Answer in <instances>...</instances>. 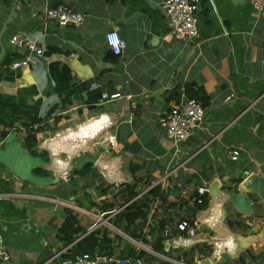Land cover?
Here are the masks:
<instances>
[{"label": "crops", "instance_id": "0c3cea01", "mask_svg": "<svg viewBox=\"0 0 264 264\" xmlns=\"http://www.w3.org/2000/svg\"><path fill=\"white\" fill-rule=\"evenodd\" d=\"M253 1L202 0L198 35L189 39L171 32L162 0H0V93L16 95L33 87L41 112L56 105L51 116H61L58 123L49 119L56 130L38 134L40 149L48 154L49 138L97 118L102 127L96 136L104 139L95 138L90 151L74 158L75 164L86 157L95 161V172L77 178L76 167L60 176L18 160L13 146L21 143L30 153L23 130L0 138V242L11 254L1 264H62L80 254L76 246L88 235L104 240V247L97 244L91 253L155 264H205L215 244L205 240L182 247L188 235L178 223L197 220L196 238L215 235L217 226L209 220L218 218L217 211L207 215L208 222L199 216L215 190L224 194L221 223L244 240L245 248L210 263L264 264V13ZM58 5L81 12L85 20L78 26L48 20L47 10ZM111 31L127 41L121 54L107 42ZM12 34L43 47L36 65L13 68L14 60L6 62L22 52L10 42ZM52 63L71 70L73 95L58 85ZM185 83L203 87L209 102L191 137L178 143L160 118L189 98L174 96ZM104 94L119 95L103 99ZM68 98L72 103L64 105ZM132 163L139 166L134 176ZM39 168L43 171L36 174ZM26 169L41 182L24 178ZM134 181L136 195L118 199L124 185ZM157 185L164 199L147 198ZM204 195L207 206L194 212V202ZM142 199L149 204L148 215L127 227L128 205ZM70 214L81 230L65 244L58 234Z\"/></svg>", "mask_w": 264, "mask_h": 264}, {"label": "built area", "instance_id": "2783aa9c", "mask_svg": "<svg viewBox=\"0 0 264 264\" xmlns=\"http://www.w3.org/2000/svg\"><path fill=\"white\" fill-rule=\"evenodd\" d=\"M202 0H162V10L168 20L171 32L178 34L180 37L192 39L198 35L197 12ZM254 8L264 13V0H254ZM48 20L58 22L61 25L78 26L85 20L84 14L73 10L67 5H58L49 8L45 14ZM116 33L120 44L119 51H115L109 41V35ZM10 42L19 48L21 55L11 63L13 68L24 66H33L37 64V56L44 52L43 47L36 41L29 40L20 34H12ZM107 42L115 54H121L127 45V41L117 31L107 33ZM119 94L110 96L104 94L103 99H113ZM205 107L201 101L195 98H186V100L174 109L160 118V124L165 128L168 137L175 142L187 141L194 130L203 120ZM234 158L238 151L230 152ZM198 202H202L201 199ZM197 220L183 221L178 223V229L185 231L188 237L197 235ZM11 254L7 247L0 242V264L10 260ZM62 264H155L153 261L143 260L141 258L124 259L111 256L106 253H83L72 258H66Z\"/></svg>", "mask_w": 264, "mask_h": 264}, {"label": "trees", "instance_id": "16d2710c", "mask_svg": "<svg viewBox=\"0 0 264 264\" xmlns=\"http://www.w3.org/2000/svg\"><path fill=\"white\" fill-rule=\"evenodd\" d=\"M14 59L16 58L10 57L6 60V62L8 63L10 61H13ZM50 71L53 76L56 71L58 77L56 81L58 85H63L66 93L69 91V94L73 95V91H75V89H71L72 75H70L71 70L69 69V67L64 65L62 70H60L58 63H52L50 66ZM65 72L69 76L68 79L64 81L63 74ZM182 93L186 94V96L189 98H195L201 101L204 106H206L209 102V96L205 93L203 87L201 86L196 87L191 83H185L181 86H178L174 96H180ZM35 95H37V92L33 87L20 89V91L17 92L16 95L0 93V138L4 139L12 131H15V129H21L25 132L24 145L29 149V152L34 156L41 155L44 160H48V154L44 150H41L39 148L40 138L38 137V134L44 133L47 129H50L52 131L56 130L57 125H55L54 127L49 126V119L52 117L53 121L57 122L61 118V116H51L53 111L55 110L54 108L56 107V105H54L45 113L41 112L42 100L41 98H35ZM96 99L97 98H94L93 101H90L88 103L94 102L96 101ZM66 103H72L71 98H68L64 102V105H67ZM110 151L114 153L115 150L112 147ZM137 167H139L137 164L132 163L131 172L133 173V176L137 173ZM34 171L36 174H39L43 171V169L39 168L35 169ZM92 172H95V169L94 163L91 161L86 162L82 167L75 168L73 170V173L80 178L85 177ZM135 187V181L133 183L124 185V189H122V191L117 194V198L120 200H127L132 198L137 193L135 191ZM149 197L150 199L156 197L164 199L163 192L158 185L154 186L148 191L147 198ZM201 200L202 202H194V212L201 208L204 209L207 206L208 200L205 195ZM145 201L146 200L143 199L137 201L135 200L130 205H128L129 208L126 210V214L128 215L126 217L127 227L134 228L133 223L136 218L148 215L149 204ZM113 205H115V203ZM80 230L81 227L77 225L75 216L73 214H70L65 219L58 235L65 244H68L75 239ZM97 244H100L101 247H104V240L94 238L93 235H88L84 240H82V242H80L76 246V248L81 247L80 254L86 253V251L91 253V249H94ZM160 248H162V245H160Z\"/></svg>", "mask_w": 264, "mask_h": 264}, {"label": "water", "instance_id": "95a60500", "mask_svg": "<svg viewBox=\"0 0 264 264\" xmlns=\"http://www.w3.org/2000/svg\"><path fill=\"white\" fill-rule=\"evenodd\" d=\"M98 119L99 118L74 130L70 129L63 130V132L60 131L57 135L53 136V138H49L44 146L45 150L49 153V159L47 161H40L39 157H35L30 153H25L21 143L19 144V147L13 146L12 149L11 147L10 149L11 151H18V154L20 155L18 156V160H20L21 158L26 159L29 162L28 164L30 165V167L39 164V166L48 168L58 175L62 174V172L72 168L73 158H75L76 156H80L83 152L90 151L93 148L92 141L97 138L96 135L99 133V131L101 130L100 128L102 127V125L98 123ZM93 126H95V128ZM53 142L60 144L57 150L51 146ZM42 144L43 143L39 144V148H42ZM62 153L65 154L64 158H61ZM49 160L50 162H48ZM89 161L92 160L86 157L81 162H78V164L75 166L76 168H80ZM98 164L103 167L105 172H107V164H104L102 161H99ZM22 171L24 173L22 174L24 178L33 180L34 182H41L39 176L33 174L32 170L29 171V169H26ZM216 192L217 190L212 193L213 198L210 200L211 205L209 202L208 207L204 211H202L199 216L202 220H204V222H208V214L217 211L216 216L218 218L211 221L209 220L211 226H217V230L215 229L217 233L210 238L186 237V239L182 243V247L193 246L197 241L204 242L205 240L211 242L212 244H215L216 247L213 250V253L210 255L212 257L205 264H211L210 261L214 262L219 255L226 252L229 253L232 257H236L238 256L239 251L245 248L244 240L237 234L233 233L231 230L227 229V227L223 226V223H221L223 221L221 216L226 214V210L221 204L224 194L221 192ZM261 193L264 197V190H261ZM230 197L231 196L229 195L228 198ZM233 198L234 197L232 196L231 199ZM214 208H217L218 210H214Z\"/></svg>", "mask_w": 264, "mask_h": 264}, {"label": "clouds", "instance_id": "9594fccd", "mask_svg": "<svg viewBox=\"0 0 264 264\" xmlns=\"http://www.w3.org/2000/svg\"><path fill=\"white\" fill-rule=\"evenodd\" d=\"M109 41L113 45L114 50L118 52L119 51V47L117 45L120 44V41L118 40L117 34L116 33H111L109 35Z\"/></svg>", "mask_w": 264, "mask_h": 264}, {"label": "rangeland", "instance_id": "374dc122", "mask_svg": "<svg viewBox=\"0 0 264 264\" xmlns=\"http://www.w3.org/2000/svg\"><path fill=\"white\" fill-rule=\"evenodd\" d=\"M97 142H102V141H104V139L103 138H100V137H98L97 138V140H96ZM49 154V153H48ZM63 157H65V154H63ZM48 162H50V160L48 161ZM75 162H76V160L73 158L72 159V168H70V169H68L67 171H64V172H62V174H59L60 176L61 175H66V174H68V172L69 171H72V169H74L76 166L75 165H77L78 164V162L75 164ZM88 177V176H87ZM75 178V177H74ZM77 178H79V177H77ZM82 178H84V177H82ZM83 180V179H82Z\"/></svg>", "mask_w": 264, "mask_h": 264}, {"label": "bare ground", "instance_id": "6f19581e", "mask_svg": "<svg viewBox=\"0 0 264 264\" xmlns=\"http://www.w3.org/2000/svg\"><path fill=\"white\" fill-rule=\"evenodd\" d=\"M58 143H56V142H53L52 144H51V146L54 148V149H58V146L60 145V144H58Z\"/></svg>", "mask_w": 264, "mask_h": 264}]
</instances>
